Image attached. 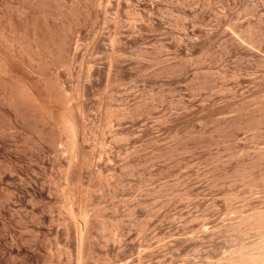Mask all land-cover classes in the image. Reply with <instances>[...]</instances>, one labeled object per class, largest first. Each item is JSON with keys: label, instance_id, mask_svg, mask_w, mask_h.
Segmentation results:
<instances>
[{"label": "rangeland", "instance_id": "374dc122", "mask_svg": "<svg viewBox=\"0 0 264 264\" xmlns=\"http://www.w3.org/2000/svg\"><path fill=\"white\" fill-rule=\"evenodd\" d=\"M46 2L0 31L58 113L83 97V151L0 97V264H264V0Z\"/></svg>", "mask_w": 264, "mask_h": 264}, {"label": "bare ground", "instance_id": "6f19581e", "mask_svg": "<svg viewBox=\"0 0 264 264\" xmlns=\"http://www.w3.org/2000/svg\"><path fill=\"white\" fill-rule=\"evenodd\" d=\"M38 3H39L38 5H40V7L42 8V12L48 11L46 8V6H47L46 0H38ZM37 14H38V12H37ZM11 22L13 23V21H11ZM31 22H33V21H31ZM12 25H14V23ZM18 26H17V28H18ZM40 27H41V25H40ZM44 29L46 30V27ZM8 31H9V29H8ZM39 31H41V30H39ZM39 33H38L37 29L31 30V33L29 36L30 38H29L28 42H26L27 43L26 50L31 53V57H32L29 59L30 62H31V60L36 59L35 55L38 54L44 48L42 45L43 41L41 42ZM12 34H13V31H12ZM4 37H5L4 32L0 31V97H1V101L4 104L9 105L11 107H14V111L12 110L9 114L10 115L9 116L10 122L12 123L11 125H13V126L16 125V117L21 113L20 107L22 105L26 106L27 108H29L31 110L38 111L44 119H47L50 122L53 121L55 123L62 125V127H64V129L68 133V136L70 139V145H71V148L73 150V158H74V156L78 158L80 156V153L83 151L81 149V145H82V141L84 140V137H85V131H84V127H83V115L85 114V109H84L85 103L83 102V97L81 99L82 101L78 102L79 105L75 108V110H73L70 107L69 108L64 107V108H61L59 110L60 113H58V111L55 110L56 108L54 109V107L52 106L53 104L55 105L58 102L60 103V101L62 102L63 105L68 104V99H67L68 97L67 98L65 97L63 89L59 88L60 85H59V87H57L51 81L47 80V78L46 79H38L39 78L38 77L36 79V78H32L28 74V72H27V74L29 76H27V74L22 73L23 70L20 71V69H18V65L15 62L16 60L14 59L15 57H13L14 55L12 56L10 54L11 50H16V49L14 48L13 44L6 43L7 40H4ZM43 39L44 38H42V40ZM20 43H22V42L20 41ZM26 43H22V44L25 46ZM59 50L61 51V49H59ZM70 50H72V49H70ZM21 51H20V53H21ZM55 53H56V51H55ZM21 58H20V60H21ZM67 58H68V56H67ZM58 63H59V61H58ZM27 64L29 65V63H27ZM34 65L36 66V64H34ZM42 66H43V64H42ZM61 84H62V82H61ZM82 86H83V84H82ZM84 88H86V86ZM84 91H86V90L84 89ZM82 92L83 91H81V93ZM83 94H84V92H83ZM83 94H82V96H83ZM85 95H87V94H85ZM76 110H77V112H76ZM20 116H21V114H20ZM71 155H72V153H71ZM84 164H85V160H84ZM70 165H71V162H70ZM79 208L73 206L72 210H73L74 215L79 216V218H78L79 223L81 226H83L87 221L86 214L82 208L81 209H79Z\"/></svg>", "mask_w": 264, "mask_h": 264}]
</instances>
